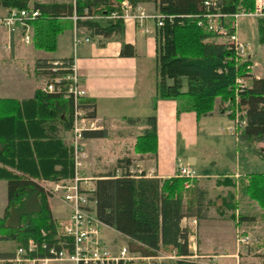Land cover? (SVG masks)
Instances as JSON below:
<instances>
[{
  "label": "trees",
  "instance_id": "obj_1",
  "mask_svg": "<svg viewBox=\"0 0 264 264\" xmlns=\"http://www.w3.org/2000/svg\"><path fill=\"white\" fill-rule=\"evenodd\" d=\"M121 1L124 0H75L74 5L33 2L30 8L38 15L30 23L32 47L54 52L56 37L71 24L67 21L62 23L61 19L70 17L72 13L82 17L84 11L88 16H104ZM125 1L132 6L152 4L155 14L161 16V25L154 31L155 99L185 97L187 106L183 111H192L196 118L210 113L215 99H218L221 111L232 109L235 80L249 76L247 66L250 62L238 60L230 45L217 43L215 40L219 36L204 29L203 16L251 12L253 0H215L214 8L204 5L207 0ZM0 8L26 9L29 8L28 0H0ZM256 20L258 42L264 45V16ZM229 23L227 19L222 26L227 34H232ZM75 26L101 40L116 38L120 42V57L134 54L133 48L122 42L123 24L118 20L79 19ZM60 61L64 67L71 65V58ZM45 63L36 62V68L47 67ZM43 74L49 73L43 71ZM57 74L64 75L65 72ZM65 88L66 83H61L60 89ZM236 100V107L245 120L238 140L255 149L264 162V150L254 147L258 143L264 144V79H250L248 86L238 89ZM86 105L92 109L89 116H94L91 103L82 101L81 106L84 108ZM71 110L70 99L59 93H43L39 89L34 90L30 99L20 102L0 99V180L6 182L0 242L11 241L15 248L25 247L28 242H43L48 246L56 244V224L47 195L39 183H56L72 176L69 148L56 135L57 125L63 131H69ZM228 116L232 120L233 114ZM126 121L131 125L145 126L135 137L132 152L154 154V117ZM83 138L105 139L107 132L105 129L85 132ZM129 164L128 159H121L110 173L95 177V218L103 226L124 236L130 253L142 257H154L163 252H166L164 255L174 252L177 256H188V232L179 223L186 217L198 219L202 216L201 206L197 204L201 193L194 187L184 188L187 181L183 178L159 180L145 178L143 173L134 177L127 171ZM116 168L119 175H115ZM237 184L240 194L264 211V174H248L239 178ZM220 185L235 187L228 178L216 183V186ZM237 217L239 220L243 218ZM38 256L44 257L45 253L40 252ZM12 257V253H0V264H13L8 261Z\"/></svg>",
  "mask_w": 264,
  "mask_h": 264
},
{
  "label": "crops",
  "instance_id": "obj_2",
  "mask_svg": "<svg viewBox=\"0 0 264 264\" xmlns=\"http://www.w3.org/2000/svg\"><path fill=\"white\" fill-rule=\"evenodd\" d=\"M33 2L68 4L71 3V0H28V6L30 7ZM138 5L145 14L155 15L152 4L139 3ZM6 12L7 9L0 8V15H4ZM63 21L71 22L70 17L61 19L62 23ZM72 27L73 23L71 22L56 37L55 43V51H58L60 47H71L72 53L71 55L61 54L57 57L50 56L55 51L50 53L35 50L31 42L24 43L22 31L18 27L11 31L0 30V91L8 92V94L0 93V99H12L17 102L30 99L36 89L33 87L38 83L37 75L43 74L41 68H36V62L47 63L71 58V65L75 69L79 86L85 91L82 101L91 103L94 108V117L104 122V129L107 132L105 139H85L90 148V158H87L86 164L93 161L98 162V158L102 156L104 160L102 166L113 168L117 161L128 159L130 164L127 171L132 176L138 177L140 173H143L145 178L159 180L174 178L177 163L187 167L192 175V178L187 181V188L194 187L201 193L197 204L203 211L200 218L186 217L179 223L180 227L188 232L189 255L187 257L189 259L182 264H239V260H244L242 257L247 255L241 254L239 249L242 246H239L237 237L246 236L249 240V236L242 235L239 230L243 228V225H251L252 220L248 214L253 211L252 208L262 212L261 215L264 214V211L255 202L240 194L238 179L245 177L249 172L243 168L245 170L240 173L239 160L235 159L236 156L234 155L232 164L231 160L223 165L218 162L223 155V152L220 155L218 152L226 148L231 149L232 141L242 145L245 152L243 158L246 157L248 149L231 131L232 120L227 115V110L221 111L219 101L215 99L212 111L196 118L192 111H183L187 106L185 97H180L177 100L155 99V21L153 19L147 18L140 22L129 19L123 22L122 42L133 48L134 54L131 57L119 56L120 42L116 38L101 40L98 36L91 37L88 35V31L81 27L78 28L80 36L87 38L88 41L72 48ZM234 33L237 42L245 47L244 55L250 62L248 65L250 66L249 76L244 78L245 86H248L249 80L252 78L264 79V59L263 65H260L257 60L256 48L241 42L236 29ZM26 64L31 67L32 79L21 70V65ZM24 86L27 88H23ZM30 87L33 89L31 90ZM225 106L226 104H224ZM150 116L155 119V153L134 154L132 152L134 139L140 135L145 126L131 125L126 119L142 121ZM136 125L140 133L133 136V141L127 149H124L123 143L115 141V146L105 147L104 155H102L101 147L104 148L106 144L104 142L111 138V135L116 132L115 130L119 134L127 133L131 132L127 130L128 128ZM56 127L57 137L63 145L68 147L69 132L63 131L60 125ZM254 147L264 150L263 143L255 144ZM100 169L103 168H99L97 172H100ZM118 171L116 168L115 174ZM97 175L91 177L95 178ZM225 178L230 179L235 187L216 186V183H221ZM52 183L54 182L41 181L39 185L43 189L44 185L49 186ZM3 188L6 206V182L0 180V189ZM228 193L232 195L227 196ZM56 205L58 214L54 216L50 209L54 221L55 217L61 218L56 220L55 224L64 220L67 215V208L61 201ZM3 210L0 218H2ZM241 212L243 215L240 216L243 218L239 220L237 216ZM225 214L227 215L225 216ZM192 219L195 220L194 224L190 222ZM100 233L102 241L107 247L117 241H121L122 246L127 245V239L124 236L106 226L100 228ZM225 237L228 238L227 245L229 247H225ZM2 243L14 244L11 241L0 242V248L3 246ZM260 245H264V240ZM0 253L7 252L0 249ZM160 254L158 253L154 257L165 256ZM50 264L72 263L54 261Z\"/></svg>",
  "mask_w": 264,
  "mask_h": 264
},
{
  "label": "built area",
  "instance_id": "obj_3",
  "mask_svg": "<svg viewBox=\"0 0 264 264\" xmlns=\"http://www.w3.org/2000/svg\"><path fill=\"white\" fill-rule=\"evenodd\" d=\"M75 0H71L74 5ZM253 10L251 12L238 11L231 15L206 14L204 15V29L208 32L217 34L225 38V43L230 45L238 60L246 59L244 55L245 47L237 42L235 36L236 20L240 17L260 18L264 16V0H253ZM205 6L215 7V0H207ZM38 12L32 8L22 10L8 9L4 15H0V30L11 31L18 27L22 31V41L30 43L32 37V28L30 23L37 17ZM153 19L155 27L161 25L159 15H147L138 4L130 5L127 1H121L115 9L104 16H88L84 11V16L77 17L74 13L70 16L73 23L71 30V46L75 48L80 43L88 41L82 38L75 26L79 19H95L101 21L118 20L123 22L132 19L140 22L143 19ZM229 19V28L233 30L232 34H227L223 28V21ZM198 25H200L198 23ZM47 67L41 68V71L48 72L52 78L50 83L44 84L40 88L43 93H59L63 98L72 101L71 126L69 129L68 148L72 161V176L67 180H61L52 183L50 194L59 197V200L67 208V217L56 224L54 240L56 244L46 245L43 242L36 244L28 242L25 247H17L13 257L8 261L13 264H50L54 261H66L72 264H153L150 260L166 259L176 262H185L189 257L177 256L174 252L164 257H142L138 254L130 253L127 247L119 249L118 254L113 256L109 249L101 241L100 228L103 226L94 216V181L96 178L85 177L82 170L85 167L88 155L85 148V139L83 133L94 132L104 129V122L94 116H89L92 112L91 107L82 105L85 97V91L80 88L78 77L73 65L64 67L61 61H52L45 63ZM250 69V66H247ZM65 72L64 75L57 73ZM66 83L64 90L60 89L61 83ZM236 90L234 95V106L227 110V115L233 114L231 131L238 136L239 131L244 127L245 120L243 113L236 107V92L245 86L244 78L235 80ZM129 173V172H128ZM119 171L117 172L118 175ZM174 178H183L186 181L192 178L187 167L177 163ZM188 183H184L187 188ZM192 224L195 220L190 221ZM248 238L237 237V242L247 244ZM188 244V243H187ZM45 253L44 257L38 256ZM34 255L33 257H30Z\"/></svg>",
  "mask_w": 264,
  "mask_h": 264
},
{
  "label": "rangeland",
  "instance_id": "obj_4",
  "mask_svg": "<svg viewBox=\"0 0 264 264\" xmlns=\"http://www.w3.org/2000/svg\"><path fill=\"white\" fill-rule=\"evenodd\" d=\"M236 24V33L238 36V39L246 44H249L251 47H255L256 48V53H257V60H259L260 65H263V59H264V45L259 44L258 42V34H257V20L255 18H249V17H240L236 20L235 22ZM219 38V37H218ZM219 40V41H218ZM218 40H215L216 42H222L225 43V38H219ZM72 50L71 47L69 48H59L58 51H55L53 53V55H50L51 57H57L61 54H68L71 55ZM21 70L22 72H25L30 78H31V67H29L27 64L26 65H21ZM32 79V78H31ZM52 80V78L50 77V75L48 74H40L37 75L36 77V81H38L37 85H34L33 88L36 87V89H39L41 87L44 86V84L50 83ZM23 84V83H21ZM20 86V84H19ZM28 86V85H27ZM23 88H27L26 86H24ZM32 87H30V89H33ZM0 93L2 94H8V92L5 91H0ZM14 96V95H12ZM138 127L133 126L131 128H128V131L131 132H127V133H122L119 134V132L117 130H115L116 132L111 135V138L109 140H106L104 143L105 146L104 148L101 147V149H103L102 151V155H104V149L106 148H110L112 146H115V141H119L120 143H123V147L124 149H127L129 147V145L131 144V142L133 141V136H135L136 134L140 133V130H137ZM232 141V140H230ZM85 148L88 154V157L90 158V148L88 143L85 141ZM255 149L252 148H248L246 151V157L243 158L244 155V150L241 144H237L234 143L233 141L231 142V149L226 148L225 150H221L219 151V155L221 152H223L222 157L219 159V163L221 165H223L224 163L227 164L229 160H231V164L232 161L234 160V155L236 156V160H239V171L240 173H243V170H247L249 172V174H263L264 173V162L263 160H261L260 156L258 155V153L256 151H254ZM99 151V150H98ZM103 159L102 156H100V158H98V162L93 161V162H89L86 164V166L84 167V169L82 170V175L83 176H87V177H93L95 175H97L99 173V175H104L107 173H110L112 170V168H108V166H102L103 164ZM103 168L100 169V172H97L99 168ZM245 168V169H243ZM263 172V173H261ZM120 173V172H119ZM119 175V174H118ZM44 185V184H43ZM50 187L49 186H45L43 187L44 192L47 195V201L49 204V208L52 210L54 216L56 214H58V209H57V203L60 202L59 197L57 196H53L50 194ZM189 187V186H188ZM5 206V190L4 188L1 190L0 189V214L3 210ZM249 210L251 208H248ZM50 210V211H51ZM203 211V209H201ZM252 212L250 211V213L248 214L251 218V225L247 226V225H243V228H241L239 230V233H241L242 235H248L249 236V240L246 241L247 244H239V246H242L241 249H239L241 251V254L243 253V255H247L246 257H248L246 259V257H242L244 258V260H239V264H264V245H260L261 241L264 240V214L261 215L262 212H259L258 210H256V208H252ZM63 211V209H62ZM201 211V214H202ZM212 215V214H209ZM227 214H225L226 216ZM239 215H243V213H239ZM213 216H215L213 214ZM67 217V215H66ZM56 220H59L61 218H56ZM55 220V221H56ZM102 231H104V229H102ZM104 234L105 231H104ZM254 238V241H252V239ZM102 241V238H101ZM102 243L104 244L105 242L102 241ZM3 244V243H2ZM224 244L225 247H229L228 244V238L225 237L224 239ZM15 245L11 244V243H4L3 246H1V250L7 253H13L15 251ZM120 246H122V242L121 241H117L114 242L112 245H108V249L110 251V253L113 256H116L118 254L119 248ZM123 247V246H122ZM121 247V248H122ZM127 247V246H124ZM163 252V251H162ZM166 252H163L162 254H160L161 256L164 255ZM149 263H153V264H170L171 261L166 260V259H159V260H150ZM174 263V262H173Z\"/></svg>",
  "mask_w": 264,
  "mask_h": 264
}]
</instances>
